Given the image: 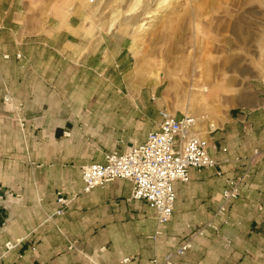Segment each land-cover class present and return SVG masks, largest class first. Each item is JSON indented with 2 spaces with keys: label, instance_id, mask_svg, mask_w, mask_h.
<instances>
[{
  "label": "crops",
  "instance_id": "crops-1",
  "mask_svg": "<svg viewBox=\"0 0 264 264\" xmlns=\"http://www.w3.org/2000/svg\"><path fill=\"white\" fill-rule=\"evenodd\" d=\"M22 29L18 0H0V264H165L167 255L171 264H180L191 253L197 255L192 264H264V248L254 255L245 245L246 234L260 232L247 220L264 224V73L239 119L230 117L224 126L226 136H204L217 165L190 168L187 183H174L172 217L159 228L149 204L131 200V182L117 180L83 193L81 168L104 164L106 155H123L144 144L159 130L160 112L166 110L148 111L146 102L135 104L127 89L122 95L110 89V98L104 101L99 95L81 115L83 127L96 119L99 128L108 129L107 142L90 140L88 152L73 167H54L53 145L56 139L69 141L74 126L68 120L54 126L36 91L41 77L37 65L49 62L27 55L31 45L40 43L33 30ZM42 46L53 49L55 43ZM41 148L46 155H40ZM241 165L247 167L244 172ZM239 176L245 177L239 196L219 217L221 194ZM58 194L74 196L62 216H54ZM18 240L21 244L6 251L5 244ZM186 241L190 250L176 255Z\"/></svg>",
  "mask_w": 264,
  "mask_h": 264
},
{
  "label": "rangeland",
  "instance_id": "rangeland-1",
  "mask_svg": "<svg viewBox=\"0 0 264 264\" xmlns=\"http://www.w3.org/2000/svg\"><path fill=\"white\" fill-rule=\"evenodd\" d=\"M99 1L94 13L80 0H18V27L33 30L40 43L27 55L49 62L37 65L36 91L54 126L65 120L74 126L69 141L56 139L53 166L73 167L88 152L87 142H107L108 129L99 128L96 119L83 127L81 115L99 95L110 98V89L120 95L127 89L135 104L144 101L151 112L164 109L182 117L189 110L202 136L225 137L224 126L230 117L239 119L264 73V0ZM52 43L53 49L42 46ZM203 86L214 87V93L206 98L209 92H199ZM196 94L206 99L191 103ZM13 155L18 168L17 148ZM241 178L244 183L243 176L235 179ZM247 222L260 230L245 236L246 249L256 255L264 248V224ZM192 255L180 264H192L197 256Z\"/></svg>",
  "mask_w": 264,
  "mask_h": 264
},
{
  "label": "built area",
  "instance_id": "built-area-1",
  "mask_svg": "<svg viewBox=\"0 0 264 264\" xmlns=\"http://www.w3.org/2000/svg\"><path fill=\"white\" fill-rule=\"evenodd\" d=\"M93 5L98 0H85ZM159 130L147 136L144 144L130 148L125 154L116 153L105 156L104 164H91L81 168L83 193L117 180L132 183L131 200H142L155 211L159 228H163L171 219L176 200L173 185L176 182L187 183L189 169L212 168L217 165L208 154V140L200 136L199 122L191 116L180 119L160 112ZM211 129L210 132H214ZM226 152L225 150H223ZM257 155V152L254 154ZM253 158H250L252 161ZM243 178L229 181L228 188L221 194V204L217 215L224 218L227 205L239 196ZM74 196L66 198L58 194V209L54 216H62L71 205ZM226 223L225 220H222ZM213 229H216L213 226ZM158 231L156 236L160 235ZM155 238V237H153ZM21 240L5 244L6 251L15 249ZM191 245L188 241L179 246L175 254L183 256ZM128 260H125L127 262ZM165 264H171V255H167ZM151 264H158L155 260Z\"/></svg>",
  "mask_w": 264,
  "mask_h": 264
},
{
  "label": "bare ground",
  "instance_id": "bare-ground-1",
  "mask_svg": "<svg viewBox=\"0 0 264 264\" xmlns=\"http://www.w3.org/2000/svg\"><path fill=\"white\" fill-rule=\"evenodd\" d=\"M124 0H122L121 2H123ZM80 2L82 3V5L84 6V7H86L87 6V8H89L90 10H95V12L94 13H96V11L98 10V6L100 5V1L98 0V2L96 3V4H93V5H89V4H87V2L85 1L84 2V0H80ZM109 2H110V0H109ZM109 2L107 3L108 4V6H109ZM85 3V4H84ZM86 5V6H85ZM116 13H117V10H115V9H113ZM118 24H120V26H122L123 24H122V22L120 21V22H118ZM129 24H131V23H128V22H125V25H129ZM132 27H134V25H131ZM178 86V84H176V86L174 87V89L176 88ZM214 87H212V88H208L207 86H203L200 90H199V92L200 93H208L209 92V94L206 96V98H208L209 96H210V94H213L214 93ZM195 92H198L197 90H195ZM203 95L201 96V94H196L195 96H194V98H192V99H190V102L191 103H195L196 102V104L198 105V103H200V99L201 100H204V99H206ZM183 103V102H182ZM186 103H187V101H186ZM189 110H186L185 109V114L184 115H187V116H192V117H194L192 114L190 115V111L188 112ZM168 114H170V115H172L170 112H168V111H166ZM172 116H174V115H172ZM215 126V125H214ZM214 126L212 125L211 126V129H215L214 128ZM200 136H202L201 134H199ZM204 135V134H203ZM202 137H204V136H202Z\"/></svg>",
  "mask_w": 264,
  "mask_h": 264
}]
</instances>
